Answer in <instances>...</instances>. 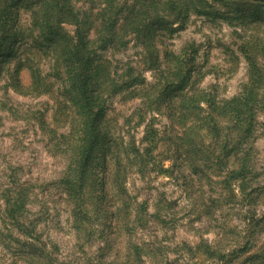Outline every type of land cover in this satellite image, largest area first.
<instances>
[{"label": "trees", "instance_id": "16d2710c", "mask_svg": "<svg viewBox=\"0 0 264 264\" xmlns=\"http://www.w3.org/2000/svg\"><path fill=\"white\" fill-rule=\"evenodd\" d=\"M22 11L29 14L28 24L20 20ZM192 13L223 18L231 24L235 20L246 23L247 19L264 23V0H0V76L6 63L14 60L17 65L11 83H6L5 88L11 86L24 94L41 93L50 89L48 77L52 76L62 80L64 93L74 106L71 132L61 134L68 165L59 185L74 205L77 225L88 219L91 203L87 191H94L97 185L105 188L108 176L120 195V198L112 197V204L122 203L128 226L132 211H136L135 222L141 226L147 214L146 202L137 203L134 198L123 196H128L126 182L132 168L140 174L149 172L154 169L153 160L157 170L162 167L160 163L164 159L159 158L157 164L152 149L155 143H151L156 136L153 135L155 115L149 119L147 133L141 140V143L148 141V147L138 145L135 135L123 143L112 132L108 115L111 99L119 94L141 98L140 106L127 123L137 117L135 126L139 127L148 119L147 114L167 113L175 128L178 125L182 131L175 138L179 142L178 155H183L184 150L188 163L194 164L193 155H196V163L201 159L205 166L224 160L230 163L233 157L236 166L233 175L241 181L248 206L256 209L264 202V184H260L264 168L257 171L255 166L257 118L264 112V38L238 33L241 39L238 48L248 62V80L239 93L218 98L211 91L195 88L199 48L194 42L177 54L159 52L166 35L185 28ZM130 43L141 49L142 69L140 64L121 63L106 56L108 51L115 55ZM43 58L51 60L50 73L43 74L40 67ZM24 66L32 74L28 91H23L19 79ZM144 69L154 70L152 83L147 81ZM7 109L15 113L12 107ZM42 116L37 118L43 127ZM206 137L211 139L208 143ZM180 144L186 145L187 150ZM222 151L224 155H220ZM195 166L198 170L199 165ZM29 192L30 187L22 186L14 197L7 194L5 211L14 222L29 213ZM209 201L202 204L203 213L210 214L217 203L214 198ZM170 208L171 202L167 200L158 206V210ZM155 216L160 218V223H168L159 213ZM35 221L32 219V227ZM33 231L28 228V235ZM263 231L264 215L257 216L254 210L247 217L244 243L240 247L226 255H219L216 250L209 252L221 258L223 264H264V242L257 241ZM133 254L131 264L140 262L144 255L164 253L162 246L144 249L135 244Z\"/></svg>", "mask_w": 264, "mask_h": 264}, {"label": "rangeland", "instance_id": "374dc122", "mask_svg": "<svg viewBox=\"0 0 264 264\" xmlns=\"http://www.w3.org/2000/svg\"><path fill=\"white\" fill-rule=\"evenodd\" d=\"M20 20L28 24L29 14L22 11ZM246 21L235 20L231 24L223 18L192 13L185 28L174 35H166L159 52L161 55L165 51L177 54L194 42L199 48L195 88L211 91L218 98L232 97L248 80V62L238 48L241 42L238 33L264 38V23ZM130 44L115 55L108 51L106 56L121 63L140 64L142 69L141 49ZM13 61L3 66L0 76V264H131L135 244L144 249L162 246L164 254L144 255L134 264H223L221 258L209 250L226 255L237 249L244 243L247 217L254 210L257 216L264 215V202L255 209L244 200L241 181L233 175L236 169L233 157L230 163L224 160L205 166L200 163L201 159L196 163V155H193L194 164L188 163L184 150L183 155L177 153L179 142L175 138L182 132L180 126L175 128L165 112L147 114L148 119L139 127L135 126L137 117L127 123L140 106L141 98L119 94L111 99L108 115L112 132L123 143L135 135L138 145L148 147L149 142L141 143V140L147 133L149 119L155 115L153 135L156 136L150 142L155 143L152 147L157 156L155 161L164 159L160 163L162 167L157 170L153 160L154 169L149 172L140 174L132 168L126 182L128 196H123L124 199L134 198L137 203L146 202L147 214L141 226L135 222L136 211H132L131 226H128L127 217L122 213L124 209L121 210L122 203L112 204V197L120 198V195L108 176L105 188L97 185L94 191H87L91 203L88 204V219L77 225L74 205L59 185L68 165L61 134L71 132L74 106L64 93L62 80L52 76L48 77L50 89L41 93L24 94L11 86L5 88L6 83H11V74L17 67ZM40 67L43 74L50 73L51 60L43 58ZM143 71L147 81L152 83L154 70ZM19 79L23 91H28L32 83L28 66L20 69ZM7 107H12L15 113ZM40 114L45 122L43 127L37 118ZM257 120L255 166L258 171L264 168V112L259 113ZM204 140L208 143L211 139ZM180 145L187 150L186 145ZM205 152L210 153L207 149ZM260 184H264V175ZM22 186L30 187L29 213L14 222L5 211L6 198L8 193L14 197ZM210 198L217 199V203L210 214L203 213L202 204H208ZM165 200L171 202V208L158 210ZM156 213L168 223H160ZM32 219H36L34 227ZM130 227H133L131 232L128 231ZM28 228L34 230L30 235ZM257 241L264 242V231ZM223 257L226 260V256Z\"/></svg>", "mask_w": 264, "mask_h": 264}]
</instances>
